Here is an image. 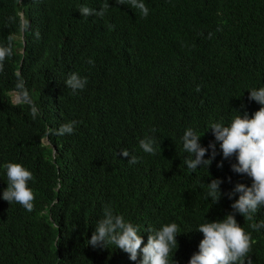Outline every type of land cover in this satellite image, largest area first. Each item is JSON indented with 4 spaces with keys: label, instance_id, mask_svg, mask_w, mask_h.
<instances>
[{
    "label": "trees",
    "instance_id": "1",
    "mask_svg": "<svg viewBox=\"0 0 264 264\" xmlns=\"http://www.w3.org/2000/svg\"><path fill=\"white\" fill-rule=\"evenodd\" d=\"M142 2L147 16L129 0H0V46L19 32L20 9L25 17L22 60L12 52L0 68V264H139L142 255L88 244L106 208L139 229L141 247L176 223L169 264H189L204 238L198 226L232 213L241 193H227L251 186L209 128L261 107L249 91L264 87V0ZM105 3L102 17L79 12ZM73 72L87 78L83 90L65 85ZM20 80L31 103L10 97ZM73 121L71 134H57ZM188 128L208 148L204 159L215 144L209 167L184 163ZM145 137L154 154L140 148ZM9 162L33 174L31 212L3 199ZM212 179L222 181L217 203ZM235 217L252 237L245 264H264V206Z\"/></svg>",
    "mask_w": 264,
    "mask_h": 264
},
{
    "label": "clouds",
    "instance_id": "2",
    "mask_svg": "<svg viewBox=\"0 0 264 264\" xmlns=\"http://www.w3.org/2000/svg\"><path fill=\"white\" fill-rule=\"evenodd\" d=\"M23 0H18L21 3ZM40 1V0H33ZM204 1V0H191ZM130 6L137 8L144 16L148 15V8L142 0H129ZM109 4L105 3L99 11L88 6H81L79 12L82 16L97 15L103 16ZM21 17V27L19 32L11 33L9 43L0 46V68L6 58L11 57L12 52L21 53L24 51V24L25 17L23 9L19 10ZM20 42V44H18ZM87 84V78H81L77 73L70 74L65 81V85L75 92L83 90ZM20 92H19V90ZM17 93V98L12 97V93ZM250 100H254L261 107L254 112L251 117L247 112L241 114L238 111L232 121L225 126L222 123H214L209 129L213 131L216 141L220 142V148L224 158L236 155L237 163L232 165V170L236 173L247 174L252 179L251 186L237 184L235 189L227 193L232 199L235 193L241 195L232 203V213L227 214L222 220L210 222L209 220L198 226L197 231L203 233V239L199 244L198 253H194L189 260V264H245L246 258L251 251L252 237L246 233L235 217L239 213L243 217L251 218V215L261 206H264V87L254 88L249 91ZM21 93V95H20ZM13 102H20L22 99L31 103L28 93L24 90L22 80L17 84V89L9 90ZM22 98V99H21ZM32 115H36V108H32ZM70 122L61 125L57 134H71L74 131ZM201 136H198L192 128L185 130L182 137L183 148L188 157L185 159L189 170H196L199 166H210L215 158V144H210L212 155L209 159H204L208 148L199 143ZM43 143H49L47 136L43 137ZM155 141L150 137H145L139 141L140 148L149 154H154ZM56 145L53 144V153ZM124 157H129V163H136L137 158L131 156L125 149L121 150ZM222 166V164L218 165ZM8 184L3 191V199L11 204L13 201L19 203L25 210L31 212L34 207V192L29 187V181L33 179V174L22 164L9 162L5 165ZM222 183L219 179H212L208 183V195L214 203L219 202L223 193L220 189ZM59 183L56 188L58 189ZM254 229L256 225L252 226ZM180 235V234H179ZM178 225L176 223L165 224L154 234L150 233L147 243L143 247V239L139 234V229L131 222L125 221L122 215L113 214L111 209L106 208L104 218L98 221L91 239L88 241L93 247L111 244L130 255L132 261H137L138 255H142L139 264H169V254L173 248H178ZM248 264L251 260L248 259Z\"/></svg>",
    "mask_w": 264,
    "mask_h": 264
},
{
    "label": "rangeland",
    "instance_id": "3",
    "mask_svg": "<svg viewBox=\"0 0 264 264\" xmlns=\"http://www.w3.org/2000/svg\"><path fill=\"white\" fill-rule=\"evenodd\" d=\"M12 97H13V98H17V93H16V92H13V93H12Z\"/></svg>",
    "mask_w": 264,
    "mask_h": 264
}]
</instances>
